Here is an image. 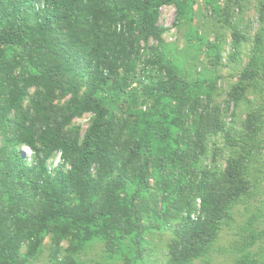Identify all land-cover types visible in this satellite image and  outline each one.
Returning <instances> with one entry per match:
<instances>
[{"label":"trees","instance_id":"16d2710c","mask_svg":"<svg viewBox=\"0 0 264 264\" xmlns=\"http://www.w3.org/2000/svg\"><path fill=\"white\" fill-rule=\"evenodd\" d=\"M198 1L0 0V264H32L47 239V264H92L95 244L151 264L165 234V263L207 264L252 200L231 264L264 263V0L256 29L251 0H202L206 28ZM221 27L227 60L246 55L222 99Z\"/></svg>","mask_w":264,"mask_h":264},{"label":"rangeland","instance_id":"374dc122","mask_svg":"<svg viewBox=\"0 0 264 264\" xmlns=\"http://www.w3.org/2000/svg\"><path fill=\"white\" fill-rule=\"evenodd\" d=\"M255 2L251 0L248 8L245 10V20L249 21L253 24V29H256L258 26V16L255 10ZM199 8V10H197ZM196 11H201L199 14H196L194 18L193 24H199L201 27L206 28L207 19L205 17V11L203 9V2L199 0L195 5ZM176 15V8L174 5H166L163 6L160 10L159 24L166 27L167 30L164 33V39L167 43L172 44V46L176 47L177 50L182 48L185 43V32L184 29L179 30L178 27L174 25ZM202 28V29H203ZM220 32L226 37L227 41L225 44V51L223 52V64L219 67V74L221 78L219 79L218 86L220 88V92L222 96L220 99L225 97V93L228 88L234 83L238 77V71L241 69V65L246 61V55L243 54L240 59L235 61H228V53L230 51L229 41L230 38L227 36V32L220 28ZM150 43H153L151 41ZM91 118V114L87 113L81 117H77L74 119V124L78 125L81 130V135L87 128L89 121ZM27 150V149H26ZM59 161V155L54 157L50 163L52 165H56ZM251 205L248 207L245 203L240 204L235 211V220L231 223L230 226L225 227L222 230L221 238L217 243L216 251L214 252V257L212 261L207 264H231L234 256L236 255L237 249L240 248L243 244L242 235H246L249 229L248 221L254 218V213L256 208L261 207V205L254 200L251 201ZM256 204V205H255ZM262 224V223H261ZM258 227V226H256ZM261 227V225H259ZM167 234L165 235H155L153 240V249L150 251L149 261L151 264H167L165 260L157 249H162L166 244ZM48 239L46 240L44 246V252L39 258L33 261L32 264H47V256H48ZM102 246L99 244H95L92 247H89L86 251V259L89 260L92 264H113V262L107 258L103 257ZM196 264V263H195ZM264 264V263H263Z\"/></svg>","mask_w":264,"mask_h":264},{"label":"built area","instance_id":"2783aa9c","mask_svg":"<svg viewBox=\"0 0 264 264\" xmlns=\"http://www.w3.org/2000/svg\"><path fill=\"white\" fill-rule=\"evenodd\" d=\"M27 151L30 153V151L27 149Z\"/></svg>","mask_w":264,"mask_h":264}]
</instances>
